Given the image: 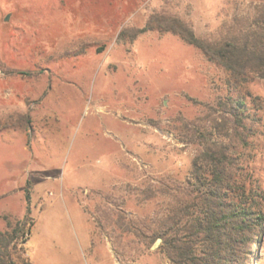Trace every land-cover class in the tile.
<instances>
[{
  "label": "rangeland",
  "instance_id": "374dc122",
  "mask_svg": "<svg viewBox=\"0 0 264 264\" xmlns=\"http://www.w3.org/2000/svg\"><path fill=\"white\" fill-rule=\"evenodd\" d=\"M259 10L264 0H0V231L27 209L33 220L10 264H173L155 234L197 192L192 123L232 141V118L205 105L227 96L228 75L157 26L133 35L164 16L213 40ZM235 94L250 131L230 174L264 215V78ZM238 261L264 264V221Z\"/></svg>",
  "mask_w": 264,
  "mask_h": 264
},
{
  "label": "trees",
  "instance_id": "16d2710c",
  "mask_svg": "<svg viewBox=\"0 0 264 264\" xmlns=\"http://www.w3.org/2000/svg\"><path fill=\"white\" fill-rule=\"evenodd\" d=\"M156 26L197 48L205 59L227 73V96L205 105L209 113L232 118L233 138L230 145L218 143L212 139V130L192 123L191 136L202 146L192 168L197 192L190 204L173 211L168 229L157 230L155 235L164 240L166 256L173 264H241L240 251L262 226L264 215L243 199L242 190L234 186L230 174L235 163L234 146L239 141L244 143L250 131L244 123L250 117L245 98L235 92L255 77L264 78V11L259 10L252 22L236 20L213 40L196 35L188 23L178 18L164 16L150 17L133 36ZM199 159L203 170L197 165ZM25 199L29 202L28 189ZM29 214L27 209L21 221L14 225L7 222L8 229L0 231V264H10L8 249L12 241L16 246L28 239L33 226ZM25 264L30 261L26 259Z\"/></svg>",
  "mask_w": 264,
  "mask_h": 264
},
{
  "label": "water",
  "instance_id": "95a60500",
  "mask_svg": "<svg viewBox=\"0 0 264 264\" xmlns=\"http://www.w3.org/2000/svg\"><path fill=\"white\" fill-rule=\"evenodd\" d=\"M5 19L6 20L8 19V15L5 17ZM159 241H160V239H157L156 242L154 243L153 247H155L158 244Z\"/></svg>",
  "mask_w": 264,
  "mask_h": 264
}]
</instances>
